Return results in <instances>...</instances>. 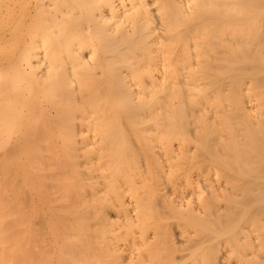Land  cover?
<instances>
[{"label": "bare ground", "instance_id": "1", "mask_svg": "<svg viewBox=\"0 0 264 264\" xmlns=\"http://www.w3.org/2000/svg\"><path fill=\"white\" fill-rule=\"evenodd\" d=\"M0 264H264V0H0Z\"/></svg>", "mask_w": 264, "mask_h": 264}]
</instances>
